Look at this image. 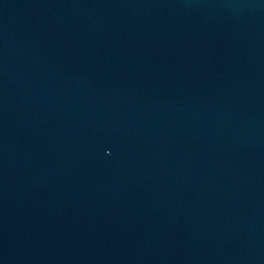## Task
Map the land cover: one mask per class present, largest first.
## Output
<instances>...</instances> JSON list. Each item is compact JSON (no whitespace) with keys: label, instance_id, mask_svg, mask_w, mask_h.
Listing matches in <instances>:
<instances>
[{"label":"water","instance_id":"water-1","mask_svg":"<svg viewBox=\"0 0 264 264\" xmlns=\"http://www.w3.org/2000/svg\"><path fill=\"white\" fill-rule=\"evenodd\" d=\"M0 264H264V0H0Z\"/></svg>","mask_w":264,"mask_h":264}]
</instances>
